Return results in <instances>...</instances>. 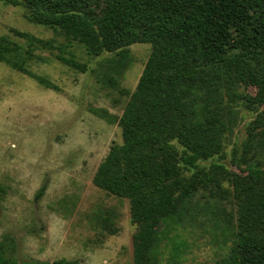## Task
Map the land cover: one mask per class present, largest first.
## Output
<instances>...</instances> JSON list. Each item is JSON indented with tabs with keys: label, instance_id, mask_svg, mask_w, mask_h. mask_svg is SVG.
<instances>
[{
	"label": "trees",
	"instance_id": "1",
	"mask_svg": "<svg viewBox=\"0 0 264 264\" xmlns=\"http://www.w3.org/2000/svg\"><path fill=\"white\" fill-rule=\"evenodd\" d=\"M27 19L59 28L92 55L134 43L151 52L119 119L121 144L110 146L92 183L127 198L133 264H158L166 231L193 217L202 191L217 195L231 186L236 206L232 244L217 264H264V115L247 126L240 158L228 171L219 162L230 129V103L239 85L248 108L264 104V0H8ZM33 47L49 40L12 29ZM25 52H28L26 50ZM16 46L0 39V61L57 89L28 67ZM72 66V57L60 56ZM221 193V192H220ZM0 264H72L59 259Z\"/></svg>",
	"mask_w": 264,
	"mask_h": 264
},
{
	"label": "rangeland",
	"instance_id": "2",
	"mask_svg": "<svg viewBox=\"0 0 264 264\" xmlns=\"http://www.w3.org/2000/svg\"><path fill=\"white\" fill-rule=\"evenodd\" d=\"M26 8L0 0V39L16 46L25 66L57 89L0 61V251L17 262L64 259L72 264H133L127 198L97 188L92 177L113 144L119 119L151 52L150 43L88 53L59 28L32 23ZM12 29L49 40L33 47ZM28 50V52H25ZM60 56L72 57L77 66ZM230 103V129L213 161L228 171L240 158L247 126L264 104L248 108L239 85ZM264 169V155L259 158ZM197 196L193 217L166 231L158 264H217L232 244L236 206L231 186Z\"/></svg>",
	"mask_w": 264,
	"mask_h": 264
}]
</instances>
